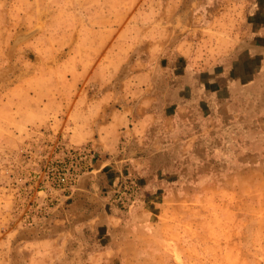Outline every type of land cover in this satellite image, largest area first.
Wrapping results in <instances>:
<instances>
[{
	"label": "rangeland",
	"instance_id": "obj_1",
	"mask_svg": "<svg viewBox=\"0 0 264 264\" xmlns=\"http://www.w3.org/2000/svg\"><path fill=\"white\" fill-rule=\"evenodd\" d=\"M0 264H264V0H0Z\"/></svg>",
	"mask_w": 264,
	"mask_h": 264
},
{
	"label": "bare ground",
	"instance_id": "obj_2",
	"mask_svg": "<svg viewBox=\"0 0 264 264\" xmlns=\"http://www.w3.org/2000/svg\"><path fill=\"white\" fill-rule=\"evenodd\" d=\"M40 28V27H39ZM39 28H37V30L39 29ZM38 32V31H37ZM29 34V33H28ZM26 37V35H21V36H19V38L16 40V42H20V41H22L24 38ZM27 38V37H26ZM22 43V42H21Z\"/></svg>",
	"mask_w": 264,
	"mask_h": 264
}]
</instances>
